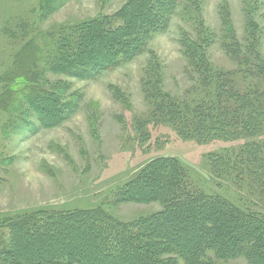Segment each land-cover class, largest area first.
Wrapping results in <instances>:
<instances>
[{"label":"trees","instance_id":"1","mask_svg":"<svg viewBox=\"0 0 264 264\" xmlns=\"http://www.w3.org/2000/svg\"><path fill=\"white\" fill-rule=\"evenodd\" d=\"M68 1L43 0L41 11L51 15ZM244 4V44L237 38L227 4L219 9L224 50L237 66L232 72L217 70L209 59L215 36L205 25L201 0H128L112 16L59 28L48 56L37 50L34 58L21 60L7 81L14 79L13 86H25L28 93L18 92L13 105L5 101V109L14 114L25 104L20 120L32 113L41 127L60 125L78 110L72 101L79 98L74 94L73 100L65 101L61 82L50 91L30 89L26 84L32 79L31 86L40 83V63L42 74L96 80L147 53L149 43L165 34L182 10L183 19L192 22L199 35L194 40L184 33L180 42L189 73L204 97L195 105L173 99L163 91V75L153 60L145 82L154 106L151 119L173 126L184 140H247L241 159L215 155L209 161L210 171L217 179L233 177L238 188L264 196V140L258 141L264 136V58L262 28L255 20L260 3ZM114 95L121 99L118 89ZM123 203H159L163 209L131 223H122L101 208L12 220L11 241L0 249V264H222L238 258L264 264V214L196 190L175 158L152 160L119 188L113 204Z\"/></svg>","mask_w":264,"mask_h":264},{"label":"rangeland","instance_id":"2","mask_svg":"<svg viewBox=\"0 0 264 264\" xmlns=\"http://www.w3.org/2000/svg\"><path fill=\"white\" fill-rule=\"evenodd\" d=\"M127 1L69 0L55 13L44 16L43 0H0V249L10 244L12 220L32 214L101 208L118 221L131 223L160 212L163 208L159 203L113 202L119 188L134 180L152 160L165 157L180 161L196 190L264 214V196L246 187L238 188L233 177L217 179L210 171L209 161L215 155L241 159L247 140H184L173 126L151 119L154 106L146 95L145 82L153 60L163 75V91L173 99L195 105L204 97L196 77L189 73L180 42L184 33L194 40L199 35L195 25L183 19L182 10L171 19L168 31L149 43L147 53L96 80L42 74L44 66L40 63V83L31 86L32 79L26 84L30 89L50 91L61 82L65 101L73 100L74 94L79 98L78 102L72 101L78 103V110L60 125L41 127L32 113L20 120L25 104L14 114L6 111L5 101L13 105L12 98L18 92L28 93L25 86L15 88L14 79L7 81L17 72L21 60L34 58L37 50L48 56L59 28L112 16ZM244 1L201 0L205 25L215 36L208 56L224 73L237 66L224 50L219 9L227 4L237 38L244 44ZM257 1L260 5L255 20L262 28L260 52L264 58V0ZM240 81L237 79V84L243 85ZM117 89L121 99L114 95ZM17 126L20 130H15ZM220 263L249 264L244 258Z\"/></svg>","mask_w":264,"mask_h":264}]
</instances>
